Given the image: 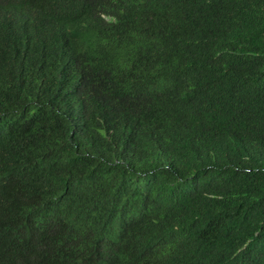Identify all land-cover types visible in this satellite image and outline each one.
Returning a JSON list of instances; mask_svg holds the SVG:
<instances>
[{
    "label": "trees",
    "instance_id": "1",
    "mask_svg": "<svg viewBox=\"0 0 264 264\" xmlns=\"http://www.w3.org/2000/svg\"><path fill=\"white\" fill-rule=\"evenodd\" d=\"M185 1L188 20L168 6L150 39L123 12L91 33L80 18L89 0H0V264H75L78 253L86 264L263 260L264 0ZM48 42L72 45L71 74ZM162 64L174 85L156 87ZM131 66L148 75L134 94ZM176 88L196 103L230 93L240 151L162 166L146 132L92 107L112 100L129 119L142 105L128 96L146 102ZM85 89L94 103L78 107Z\"/></svg>",
    "mask_w": 264,
    "mask_h": 264
},
{
    "label": "clouds",
    "instance_id": "2",
    "mask_svg": "<svg viewBox=\"0 0 264 264\" xmlns=\"http://www.w3.org/2000/svg\"><path fill=\"white\" fill-rule=\"evenodd\" d=\"M87 6L80 18L86 27L91 28V33L117 26L120 23V14L123 12L130 19L132 28L136 30L135 36L143 37L149 31L150 39L154 37L156 29L153 27L159 22L162 9L172 6L181 12L182 16L185 11L187 12L186 20H188L191 12L190 4L185 0L183 3L179 0H89ZM136 27L142 30H137ZM68 35L74 39L73 31ZM71 47L72 45H62L55 42L44 43V48L48 49L53 58L57 59V69H62L64 73L69 74H71L73 67ZM124 70L135 80H140V83L135 86L133 94L143 89L146 83L143 81L148 77L147 73L141 72L133 66L124 67ZM152 75L159 79L156 87L160 84L168 87L175 84L173 74L163 64ZM183 94L186 95V99H184ZM128 97H131L134 103L139 102L142 105V109L136 115H131L129 119L124 113H115L116 106L112 100H98L95 105H92L94 102L90 101L87 89L81 93L77 106L88 107L92 105L95 108L109 109L113 113L109 120L114 122L113 125L127 126L131 124V127H138L146 132L153 138L158 147V150L152 155L153 160L162 166L166 164L173 166L177 159H181L184 164L197 165L198 155L208 159V161L217 159L222 153L232 157L233 153L239 152L244 144L243 137L236 135L231 127L229 109L235 98L228 92L225 95L219 94L218 97H215V103H196L193 95L183 93L177 88L172 90L169 96L157 94L146 102L138 101L135 96ZM180 101L188 102H186L188 105L186 110L181 111L179 109ZM176 166L183 169V166L178 163ZM180 195L181 192L177 190L176 198ZM147 226L144 219L141 224L135 227L137 235H146ZM258 233L259 230L255 232V234ZM155 239L156 231L146 238L148 243ZM160 240L164 242L163 238ZM249 241L250 239L247 238L239 246L237 252L243 250ZM150 248L153 250L154 245ZM78 255L81 263L75 264H84L82 261H85V258L80 253ZM259 264H264V258L259 261Z\"/></svg>",
    "mask_w": 264,
    "mask_h": 264
}]
</instances>
